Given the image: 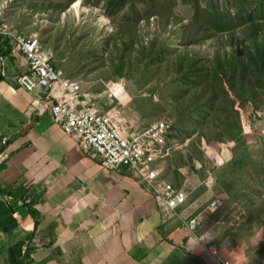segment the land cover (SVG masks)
Wrapping results in <instances>:
<instances>
[{
  "label": "crops",
  "instance_id": "obj_1",
  "mask_svg": "<svg viewBox=\"0 0 264 264\" xmlns=\"http://www.w3.org/2000/svg\"><path fill=\"white\" fill-rule=\"evenodd\" d=\"M29 72L28 58L14 40L0 35V187L15 191L0 197V264H22L27 246L29 264H217L218 258L262 264L249 254H256L254 242L248 252L237 243L229 251L221 242H204L199 231L192 234L161 211L148 182L124 166L103 169L77 136L52 121L62 87L29 90L18 80ZM218 158L231 159L222 153ZM157 171L154 184L162 189L170 183ZM179 189L186 195L181 215H199L201 233L204 224L213 227L203 222L204 212L193 215L203 207L196 190L188 200ZM258 238L264 248V232Z\"/></svg>",
  "mask_w": 264,
  "mask_h": 264
},
{
  "label": "rangeland",
  "instance_id": "obj_2",
  "mask_svg": "<svg viewBox=\"0 0 264 264\" xmlns=\"http://www.w3.org/2000/svg\"><path fill=\"white\" fill-rule=\"evenodd\" d=\"M5 1V23L17 32L39 35L43 47L51 48L56 55V63L63 76L80 84L82 94L86 95V99L98 113L113 115L132 132H140L156 121L167 119L177 124L175 133L157 145L163 156L157 159L156 169L160 170L164 181L181 186L189 194L188 200L195 198L193 191L196 190L203 207L193 215L204 212L203 222L213 225L207 228L204 224L203 232L199 230L200 234L203 235L205 230L217 225L218 235L227 240L226 249L229 251L236 250L234 244L237 243L248 252L254 242L252 245L256 244L255 247H258L256 254H249L262 259L264 264V248L260 244L262 240L258 238L264 232V227H261L264 209L260 220L255 205L264 200V110L262 117L247 121V106L238 109L246 128V138L250 137L249 143L253 145L243 152L245 145H241L238 138L232 140L234 143L229 146L220 144L225 143L227 137L222 142L215 140L218 131L213 128L212 121L203 123L197 114L186 116L182 120L175 117L177 102L173 99V84H177L179 74L171 68L172 65L164 72L151 70L143 73V68H140V71L131 72L129 77L114 78L113 81L110 80L111 77L106 79L113 71L109 69L108 57L112 47L108 39L119 24H135L137 27L131 25L129 31H136L138 39L145 43L158 36L175 57L182 48V25L193 19L191 2L154 0L153 4L129 3L116 10L114 5H108V0ZM49 1L60 6L46 7L44 4ZM199 1L204 8L210 0ZM212 2L221 10L235 12L234 6L227 0ZM251 9L254 10L255 7L251 6ZM163 15L171 18L170 26L161 24ZM175 17L181 19L177 25H174ZM218 40L217 35H212L196 45H188V49L191 53L202 54L208 59L215 55ZM108 44L109 47H106ZM237 44L229 46V49L236 48ZM140 64L143 67V63ZM258 99V106L256 104L255 108L262 113L264 92L259 91ZM235 103L239 104V101L235 100ZM188 151L193 153L190 160H187L190 158ZM221 153L228 154L231 159L219 160ZM192 166L207 167L215 182L206 185L205 180L192 172ZM214 202L218 204L217 211L210 208ZM218 242L220 241L211 240L213 244Z\"/></svg>",
  "mask_w": 264,
  "mask_h": 264
},
{
  "label": "trees",
  "instance_id": "obj_3",
  "mask_svg": "<svg viewBox=\"0 0 264 264\" xmlns=\"http://www.w3.org/2000/svg\"><path fill=\"white\" fill-rule=\"evenodd\" d=\"M153 1L108 0V5L112 4L118 10L129 3L153 4ZM183 1L191 2L194 13L192 21L182 25L183 42L180 45L182 48L177 51L176 56L170 54L158 36L145 43L138 39L139 35L136 31H129L131 25L137 27L135 24L129 22L119 24L115 33L108 39L112 47L111 55L108 57L109 69L113 71L106 79L111 77L110 80L113 81L114 78L129 77L131 72L140 71V68H143V73L151 70L164 72L172 65L171 68L179 74L177 84H173L175 87L173 99L177 102L175 117L182 120L186 116L197 114L202 118L203 123L212 121L213 128L218 131L215 140L222 142L227 137L228 140L220 144L229 146L230 143H234L232 140L238 138L239 143L245 145L242 151L246 152L247 148L253 145L246 142L244 123L240 119L241 114L239 115L238 109L247 106L245 108L249 112L247 121H255L256 118L263 116L264 107H261L262 113L255 107L258 106L259 91L264 92V0H252V2L227 0L234 6V13L226 9L221 10L212 0L204 8L199 0ZM44 5L49 8L60 6L50 1ZM251 6L255 9L252 10ZM162 18L163 26L172 24L170 17L163 15ZM180 20L175 17L174 25L179 24ZM147 23H150L149 20ZM212 35H217L219 38L214 56L207 59L202 54L197 55L189 51L188 45H196ZM235 43H238V46L229 49V46ZM109 44L106 47H109ZM140 63H143V67H140L142 65ZM53 65L56 69H60L56 57ZM235 100L239 101V104H236ZM259 112L261 115H258ZM164 121L170 125L165 138L167 140L175 133L177 124L171 119ZM187 154L190 158H186L190 160L193 153L188 151ZM191 170L200 179L205 180V183L211 174L205 166L199 168L192 166ZM176 187L181 188V186ZM14 195L15 191L12 188L0 187V197ZM255 205L261 220L264 200ZM261 227H264V222ZM31 250L32 247H26L22 264L30 263Z\"/></svg>",
  "mask_w": 264,
  "mask_h": 264
},
{
  "label": "built area",
  "instance_id": "obj_4",
  "mask_svg": "<svg viewBox=\"0 0 264 264\" xmlns=\"http://www.w3.org/2000/svg\"><path fill=\"white\" fill-rule=\"evenodd\" d=\"M5 6L6 1H1L0 35L13 39L18 50L29 61L30 72L20 76L19 82L29 90L35 86H41L51 91L59 84L64 91V98L52 105V121L60 126L65 134L77 136L80 139L81 148L91 153L92 157H97L103 169L116 170L124 166L141 180L148 182L159 197L161 211L172 213L184 227L192 234H196L202 219L198 216L186 218L178 211V208L186 201L185 193L172 184H165L162 189L154 184L159 178L154 164L163 156L162 150H158L157 145L165 141L170 130L169 123L156 121L140 132H132L113 115L98 113L82 94L80 84L65 79L62 71L54 67V52L50 48L43 47L39 35L14 32L3 21ZM258 115L261 113L259 112ZM246 134L245 139L249 143L251 138H246ZM206 182L214 183L215 178L210 174ZM210 208L217 211V202L212 203ZM225 260L227 259L218 258L217 264H225ZM227 261L228 264H233L230 259Z\"/></svg>",
  "mask_w": 264,
  "mask_h": 264
},
{
  "label": "clouds",
  "instance_id": "obj_5",
  "mask_svg": "<svg viewBox=\"0 0 264 264\" xmlns=\"http://www.w3.org/2000/svg\"><path fill=\"white\" fill-rule=\"evenodd\" d=\"M204 242H208L211 240H219L221 242L222 247L227 245V240L221 239L218 235L217 225L214 228L204 231L203 237L200 239ZM225 264H228V261L225 260Z\"/></svg>",
  "mask_w": 264,
  "mask_h": 264
}]
</instances>
